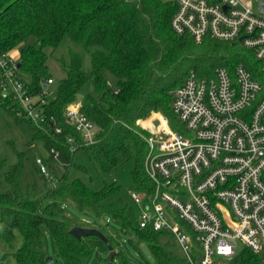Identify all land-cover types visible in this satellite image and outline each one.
Returning a JSON list of instances; mask_svg holds the SVG:
<instances>
[{"label":"trees","instance_id":"16d2710c","mask_svg":"<svg viewBox=\"0 0 264 264\" xmlns=\"http://www.w3.org/2000/svg\"><path fill=\"white\" fill-rule=\"evenodd\" d=\"M177 4L178 0H0V53L21 45L19 71L28 72L31 80L21 79L34 94H41L44 83L52 77L47 48L55 49L67 35L94 48L91 73L83 69L78 52H70L68 64L62 60L66 76L60 80L57 94L53 98L46 96V102L39 105L43 113L39 123L20 116L16 100L3 96L1 90L0 104L16 119L28 120L35 138L47 141L60 154L63 151L70 155V165L74 164L72 155L78 149H84L105 174L133 159L134 188H149L151 178L145 162L150 133L139 120L161 111L174 127L181 129L172 110L171 91L190 70L200 76H212L218 66L233 70L243 63L264 85L260 62L252 50L239 42L210 37L196 42L190 35L174 31L171 19ZM31 36L34 41L22 45ZM104 69L116 76L115 87L108 84ZM89 80L93 91L86 95L83 112L95 123L96 134L87 143L69 121L66 108L79 100V90ZM54 121L60 125V132L55 131ZM4 166L5 161L0 160V173ZM23 170L20 156L5 172L9 189L0 190V241H14L17 232L23 237L22 245L13 251L16 264H47L45 228L60 257L70 264H83L95 246L110 250L100 236L77 238L70 232L77 222L66 213L62 205L66 200L73 201L82 211L110 213L122 218L126 227L133 225L119 201L106 202L118 187L114 183L93 189L80 177L64 176L43 191L32 192L22 186ZM137 232L153 248L160 264H188L185 258L159 243V237L170 235L168 232L143 227ZM106 236L114 247L115 237ZM10 254L0 242V264H7ZM109 259L107 256L105 260ZM234 259H241L244 264L262 263L248 247H243ZM51 264L64 262L52 258Z\"/></svg>","mask_w":264,"mask_h":264},{"label":"built area","instance_id":"2783aa9c","mask_svg":"<svg viewBox=\"0 0 264 264\" xmlns=\"http://www.w3.org/2000/svg\"><path fill=\"white\" fill-rule=\"evenodd\" d=\"M171 25L196 42H239L264 71V0L257 9L251 0H178ZM13 52L0 53V90L16 100L20 116L39 123V105L54 80L34 94L21 79L20 52ZM171 95L181 129L161 111L152 112L155 121L139 120L150 131L145 167L151 178L149 188L131 191L140 227L168 232L188 264H226L223 257L232 260L239 242L264 264L263 83L239 63L233 70L218 66L212 76L190 70ZM66 115L87 143L94 140L96 125L80 100L67 106ZM36 161L50 175L42 159Z\"/></svg>","mask_w":264,"mask_h":264},{"label":"rangeland","instance_id":"374dc122","mask_svg":"<svg viewBox=\"0 0 264 264\" xmlns=\"http://www.w3.org/2000/svg\"><path fill=\"white\" fill-rule=\"evenodd\" d=\"M251 1L257 9L260 0ZM33 41L34 37L31 36L22 45L32 43ZM20 49L21 45L15 47L13 53H19ZM93 49V47H85L69 35L65 36L55 49H46L48 53V72L54 80L48 84L50 98H53L57 94L58 84L66 76V69L62 60L68 64L70 62V52H78L82 56L83 69L91 73L93 70ZM20 72L22 79L25 81L31 80V75L28 72L24 70ZM103 74L110 85L114 87L117 85V78L112 72L104 69ZM92 91V80H89L79 90V100L85 103L86 95ZM156 117L157 114L151 113L148 117L142 119L155 121ZM25 118L16 119L5 106L0 104V160L5 161V166L0 173V190L5 191L9 189L10 186L5 179V172L19 161L20 156L23 159L24 167L21 179L22 186L24 189L29 188L32 192H41L46 186L54 185L62 180L64 176L69 178L80 177L93 189H100L105 183H114L118 187L114 189L113 193L106 199V202L119 201L121 206L125 208L127 219L133 225L126 227L122 218L114 217L110 213L95 215L88 211H82L71 200H66L62 203L66 213L75 219L77 225L97 228L104 234L113 235L116 239L115 246L108 251L102 250L99 246L93 247L83 264H110V259L109 262L105 259L107 256H110L112 251L115 252V256L111 264H160L153 248L138 236L140 207L131 197V191L135 187L132 176L134 160L130 159L110 173L105 174L96 168L84 149H78L72 155L74 164L70 165V155L61 151V154L55 157L52 152V145L43 139L35 138L32 126ZM37 158L42 159L50 175L41 172L40 166L36 161ZM45 241L47 256H52L54 260L57 259L64 262V264H70L60 257L53 237L47 228H45ZM0 242L3 250L11 253L7 264H16L13 251L22 245V235L17 232V237L14 241L9 243L1 240ZM159 243L180 258H185L184 250L173 236L168 234L161 235ZM243 247V244L239 242L236 255L241 253ZM223 259L226 264H244L241 259L233 258L232 260H228L224 257Z\"/></svg>","mask_w":264,"mask_h":264},{"label":"water","instance_id":"95a60500","mask_svg":"<svg viewBox=\"0 0 264 264\" xmlns=\"http://www.w3.org/2000/svg\"><path fill=\"white\" fill-rule=\"evenodd\" d=\"M20 66V64H19ZM70 232L75 235L77 238H81L82 236H86V235H97L100 236L109 246L110 249L113 248L112 244L110 243L108 237L106 236V234H104L102 231H100L97 228H93V227H87V226H82V225H75L70 229ZM115 256V252L112 251L110 253V264L113 260V257ZM52 261V256H47L46 257V262L47 264H51Z\"/></svg>","mask_w":264,"mask_h":264}]
</instances>
